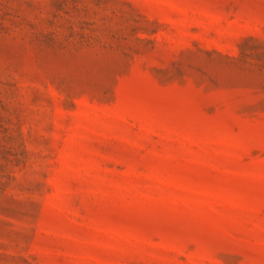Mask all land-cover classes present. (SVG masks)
Here are the masks:
<instances>
[{"label": "rangeland", "instance_id": "obj_1", "mask_svg": "<svg viewBox=\"0 0 264 264\" xmlns=\"http://www.w3.org/2000/svg\"><path fill=\"white\" fill-rule=\"evenodd\" d=\"M0 264H264V0H0Z\"/></svg>", "mask_w": 264, "mask_h": 264}]
</instances>
